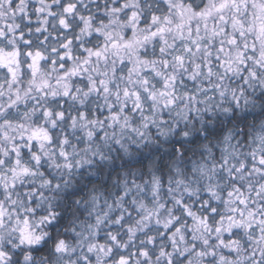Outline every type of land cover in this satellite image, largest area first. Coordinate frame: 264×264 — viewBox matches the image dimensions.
I'll list each match as a JSON object with an SVG mask.
<instances>
[{"label": "clouds", "instance_id": "1", "mask_svg": "<svg viewBox=\"0 0 264 264\" xmlns=\"http://www.w3.org/2000/svg\"><path fill=\"white\" fill-rule=\"evenodd\" d=\"M0 264H264V0H0Z\"/></svg>", "mask_w": 264, "mask_h": 264}]
</instances>
